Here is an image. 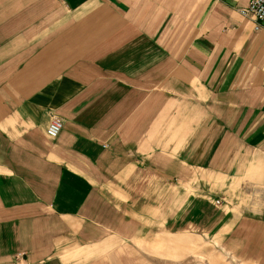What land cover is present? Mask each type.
Returning <instances> with one entry per match:
<instances>
[{
	"label": "crops",
	"instance_id": "0c3cea01",
	"mask_svg": "<svg viewBox=\"0 0 264 264\" xmlns=\"http://www.w3.org/2000/svg\"><path fill=\"white\" fill-rule=\"evenodd\" d=\"M249 2L0 0V264H203L208 214L181 194L200 170L239 199L208 237L219 226L229 253L264 264Z\"/></svg>",
	"mask_w": 264,
	"mask_h": 264
},
{
	"label": "rangeland",
	"instance_id": "374dc122",
	"mask_svg": "<svg viewBox=\"0 0 264 264\" xmlns=\"http://www.w3.org/2000/svg\"><path fill=\"white\" fill-rule=\"evenodd\" d=\"M193 181L195 185L182 187L181 194L184 199V206L189 197L196 195L199 199L198 205L208 214L206 215L208 217L202 218L200 223L194 225V227L197 228L195 231L201 234L202 237L203 264H243L241 260L229 253L223 246L225 240L222 235V228L218 226L215 237L214 234H211V238L208 237L207 232H205V229L208 231V229L212 228V225L216 224L217 226V224L223 223V221L219 222L224 217L223 211L228 212L229 210L235 209L234 211L238 213L239 199L236 192L237 184L230 186L233 183L231 181H210V177H206V173H204L203 170L197 171L196 175L193 177ZM228 187H230L231 191H234L231 192L229 196L225 194L229 190ZM217 200H220V202L217 203ZM188 208L189 207H186L184 210ZM207 210L210 211L208 212ZM208 218L210 220L209 226L207 224ZM210 240L217 242L218 247L216 250L209 247L210 243L208 241Z\"/></svg>",
	"mask_w": 264,
	"mask_h": 264
},
{
	"label": "built area",
	"instance_id": "2783aa9c",
	"mask_svg": "<svg viewBox=\"0 0 264 264\" xmlns=\"http://www.w3.org/2000/svg\"><path fill=\"white\" fill-rule=\"evenodd\" d=\"M238 12L242 17H245L253 23L254 30L264 31V0H250L249 4L246 7L240 8ZM62 130L63 121L61 117L53 114L47 124L46 135L48 139H56ZM216 202L219 203L220 200ZM16 259L20 261L21 257L18 256Z\"/></svg>",
	"mask_w": 264,
	"mask_h": 264
}]
</instances>
